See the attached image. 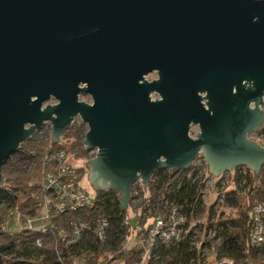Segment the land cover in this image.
<instances>
[{"label": "water", "instance_id": "water-1", "mask_svg": "<svg viewBox=\"0 0 264 264\" xmlns=\"http://www.w3.org/2000/svg\"><path fill=\"white\" fill-rule=\"evenodd\" d=\"M76 117L89 181L123 211L140 179L199 157L259 173L264 0H0V186L22 143L47 122L58 143Z\"/></svg>", "mask_w": 264, "mask_h": 264}, {"label": "trees", "instance_id": "trees-1", "mask_svg": "<svg viewBox=\"0 0 264 264\" xmlns=\"http://www.w3.org/2000/svg\"><path fill=\"white\" fill-rule=\"evenodd\" d=\"M83 125L73 132L68 131L58 143L53 142L49 133L39 131L30 141L22 143L19 151L15 153V156H18L16 162L19 164H13L12 159L7 162V164L15 165L17 171L21 170L20 174L23 176H13L11 173L6 174L3 171L5 183L0 186V222H2V228L0 227V264H73L72 256L77 252V249L64 246L54 233H52L53 235L42 234L37 228L27 230L24 226L20 232L13 233L7 228V224L12 216L18 215L22 221L23 214L32 215L35 212L33 188L29 184V178L32 176L29 173L26 174L22 169L30 158L43 156L48 152L64 148L67 151L76 150L77 159H86L89 150L84 144L87 129ZM203 161L204 168L210 173L207 162L205 159ZM203 166L202 163L198 165L194 163L189 169H194L192 177L176 178L175 172L169 169H161L155 173L156 197L170 199L171 202L181 206L183 213L188 216V232L185 239L179 244L160 251V260L155 264H198L207 257L229 259L234 264L260 262L264 257V247L252 245L248 239V233L252 222L254 201L252 193L257 191V195H261L264 191V166L259 173L248 167L245 175H239L237 178L236 176L232 177L231 187L233 190L226 191L225 197L231 200L232 208L238 209V214L229 216L225 220L219 216L216 223H212L211 220L217 217V214L213 208L209 209L205 206L202 188L199 186V179H197ZM80 169L83 173L87 167L83 165L80 166ZM26 175L30 177L27 178ZM84 175L86 173L82 174V178ZM244 179H246L245 183L242 182ZM236 187L237 190H246V195H239L238 200L235 201L232 195L233 192H238L234 189ZM97 198L101 201L103 212L111 219L114 231L111 248L95 245L89 252V263L105 264L110 256L124 254L126 264H129L138 252L134 250L133 242H129L126 252L119 250L121 236L127 235L129 232L122 224L123 219L129 214L121 207L119 193L111 189L100 190L97 191ZM202 217L207 221L205 233L212 231L209 241L206 240L205 234L197 235V239L195 238V229L201 226L200 219ZM39 237L42 238V246L36 244ZM92 242L93 237L88 239L87 246L92 248ZM206 247H208V251L204 252L203 249Z\"/></svg>", "mask_w": 264, "mask_h": 264}, {"label": "built area", "instance_id": "built-area-1", "mask_svg": "<svg viewBox=\"0 0 264 264\" xmlns=\"http://www.w3.org/2000/svg\"><path fill=\"white\" fill-rule=\"evenodd\" d=\"M77 118L74 119L71 127L74 126ZM46 125L52 127L51 123L47 122L40 131H45ZM263 129L253 131L247 137L264 147ZM76 154L74 149L67 151L60 148L43 156L30 158L22 167L26 174L32 175L29 178V184L33 188L35 212L32 215L23 214L24 219L21 222L27 230L37 228L42 234L53 235L54 233L64 246L77 249L72 256L73 264H91L89 252L98 244L111 248L114 229L111 219L103 212L100 199L97 196L92 198L81 185L82 170L80 165H73V161L77 160ZM17 158L18 156L13 154L9 159H12L13 164H19L16 162ZM7 162L5 165H10ZM13 164L10 167L15 169L16 166ZM247 168L248 166L241 165L234 171H228L218 177L210 171L208 173L207 170L204 172L201 170L197 179L202 188L205 206H210L214 210L231 207V200L225 197V193L233 188L231 187L232 177L245 175ZM189 169L169 170L175 172L176 178H181L182 176L192 177L194 169ZM242 182L245 183L246 179ZM155 183L154 173L150 176L146 189L142 179L133 185L129 207H133L135 211L131 209L130 214L128 209L127 212L130 215L125 217L122 223L129 232L121 236L119 250L126 252L129 242L135 241L134 250L138 252L136 264L157 263L160 260V251L179 244L188 232V216L183 213V208L168 198L156 197ZM234 189L237 190V187ZM237 191L232 195L235 201L238 200L239 195H246V190ZM252 195H254V201L248 239L252 245L263 248L264 191L261 195H257V191H254ZM218 200L219 202L214 206V202ZM135 203L138 205L133 206ZM136 206L140 207V212L137 211ZM218 218L214 217L211 222L216 223ZM221 218L225 220L229 216L221 215ZM206 223L207 221H203L201 226L195 229L196 239L197 235L205 234L206 240L209 241L212 231L205 233ZM91 237H93L92 248L86 244ZM36 244L42 246L41 237L37 238ZM207 248L203 249L204 252L208 251ZM105 264H126L125 255L110 256ZM198 264H234V262L229 259L207 257ZM260 264H264V257Z\"/></svg>", "mask_w": 264, "mask_h": 264}, {"label": "rangeland", "instance_id": "rangeland-1", "mask_svg": "<svg viewBox=\"0 0 264 264\" xmlns=\"http://www.w3.org/2000/svg\"><path fill=\"white\" fill-rule=\"evenodd\" d=\"M158 78V73L157 72H154V73H152V74H150L149 76H147V80L148 81H152V80H154V79H157ZM159 96L157 95V94H155L154 95V99H156V98H158ZM80 100L81 101H84V102H87V103H89V104H92L93 103V100H92V97L90 96V95H87V94H82L81 96H80ZM49 103L50 104H55L56 103V100L55 99H51L50 101H49ZM84 123H83V121H82V119H81V117H78L77 119H76V121H75V124H74V126H72L71 128H70V130L69 131H71V132H73L75 129H78V127H80V126H82ZM85 125V129H87V131H88V126L86 125V124H84ZM83 125V126H84ZM45 131L44 132H46V133H49L50 134V136L52 135V127L50 126V125H46V127H45V129H44ZM68 132V131H67ZM66 132V133H67ZM198 132H199V127L198 126H194V127H192V129H191V136L192 137H196L197 136V134H198ZM65 133V134H66ZM263 135H264V130H263ZM63 137V136H62ZM264 137V136H263ZM62 139V138H61ZM46 140V139H45ZM47 141V140H46ZM61 141V140H60ZM79 150V149H78ZM96 155H97V150H95L94 152H91V151H89V153L86 155V159H75L74 161H73V165H80V166H83V165H85L86 167H87V170H85V171H83V173H86V175H84V177L82 178V180H81V185L84 187V189L85 190H87V192H89V195L92 197V198H95L96 196H97V190L92 186V184L90 183V181H89V168H88V162L90 161V160H92L93 158H95L96 157ZM203 157H199L194 163L196 164V165H198V164H200V163H202L204 166H203V168H202V172H204L205 170H207L206 168H204L205 167V164H204V161H203ZM14 168V167H13ZM3 171H5L6 172V174H8V173H11L13 176H23V175H21L20 173H22L21 172V170H16L15 169V171H14V169H12V167H10V165H5V168H3ZM210 171V170H209ZM3 174H4V172H3ZM32 176V175H31ZM26 177L27 178H29L30 176H28V175H26ZM218 177V176H217ZM219 202V200L218 201H215L214 202V206L217 204ZM209 203H210V201H209ZM134 205H138V204H133V206ZM213 206V205H212ZM209 209L211 208L210 206H207ZM136 208H137V211H139L140 212V207H138V206H136ZM207 208V209H208ZM232 207H229V208H224V207H222V208H216L214 211L216 212V214H217V217L216 218H218V216L220 215H228V216H232V215H234V216H237V214H238V209H234V208H232ZM129 210H128V212L131 214V209H133V207L131 208V207H129L128 208ZM133 211H135L134 209H133ZM207 211V210H206ZM129 214V215H130ZM206 216V215H205ZM3 221V220H2ZM200 221L201 222H203V221H205V218L204 217H202L201 219H200ZM0 227L2 228V222H0ZM6 227V225L4 226V228ZM22 227H23V224H22V222H21V219L19 218V216L17 215V216H12V218H11V220L9 221V223L7 224V228L10 230V231H12L13 233H16V232H20L21 230H22ZM133 243H134V245H135V241H133ZM136 258H137V256H135L134 258H133V260L129 263V264H136ZM211 258V257H210ZM213 258V257H212ZM261 263V261L260 262H257L256 264H260Z\"/></svg>", "mask_w": 264, "mask_h": 264}, {"label": "flooded vegetation", "instance_id": "flooded-vegetation-1", "mask_svg": "<svg viewBox=\"0 0 264 264\" xmlns=\"http://www.w3.org/2000/svg\"><path fill=\"white\" fill-rule=\"evenodd\" d=\"M264 128V127H263Z\"/></svg>", "mask_w": 264, "mask_h": 264}]
</instances>
